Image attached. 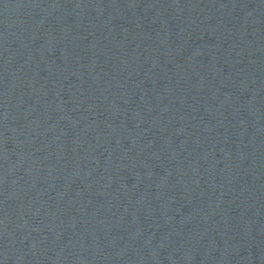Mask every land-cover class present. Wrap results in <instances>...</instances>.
Here are the masks:
<instances>
[{
	"label": "water",
	"instance_id": "1",
	"mask_svg": "<svg viewBox=\"0 0 264 264\" xmlns=\"http://www.w3.org/2000/svg\"><path fill=\"white\" fill-rule=\"evenodd\" d=\"M0 264H264V0H0Z\"/></svg>",
	"mask_w": 264,
	"mask_h": 264
}]
</instances>
